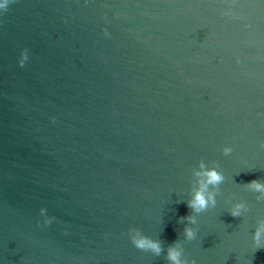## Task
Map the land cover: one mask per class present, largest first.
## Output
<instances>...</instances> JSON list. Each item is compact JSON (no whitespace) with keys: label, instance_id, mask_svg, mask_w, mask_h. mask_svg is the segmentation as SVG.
<instances>
[{"label":"water","instance_id":"95a60500","mask_svg":"<svg viewBox=\"0 0 264 264\" xmlns=\"http://www.w3.org/2000/svg\"><path fill=\"white\" fill-rule=\"evenodd\" d=\"M201 159L226 179L185 241ZM253 179L264 182V0H13L0 15L2 264H169L178 239L196 264H264ZM237 199L243 217L227 211ZM130 228L164 252L137 249Z\"/></svg>","mask_w":264,"mask_h":264},{"label":"clouds","instance_id":"9594fccd","mask_svg":"<svg viewBox=\"0 0 264 264\" xmlns=\"http://www.w3.org/2000/svg\"><path fill=\"white\" fill-rule=\"evenodd\" d=\"M235 0H233V3ZM13 0H0V15L9 10ZM107 34V29H104ZM29 60V50L24 48L20 52L18 64L24 67ZM52 122H55V117H52ZM233 151L232 146L226 145L222 152L224 155H229ZM239 175V173L237 174ZM192 187L190 190V197L186 200L187 207L190 213L179 218V222L184 224L182 229V236L185 241H192L197 236V229L193 227L198 223L197 216L208 209L217 206V197L220 194V185L225 181L226 177L220 165L216 161H208L201 159L192 169ZM245 187L250 191L256 193V200H264V182L253 179L245 183ZM229 214L233 217H243L249 211L248 205L241 200H230L227 209ZM39 215L42 217L44 225H51L56 219L54 216L48 215V209L41 207ZM41 221H37V224ZM129 239L131 243L140 250L151 252L155 256H159L164 252V247L159 239H154L145 235L138 228H130ZM251 242L255 249L264 248V220L256 223L251 234ZM166 259L169 264H196L194 259L190 260L184 253L183 242L181 240L174 241L167 247ZM2 264V262H0Z\"/></svg>","mask_w":264,"mask_h":264}]
</instances>
